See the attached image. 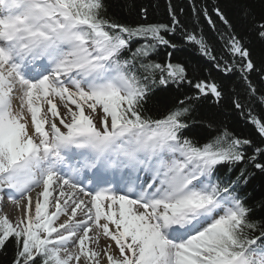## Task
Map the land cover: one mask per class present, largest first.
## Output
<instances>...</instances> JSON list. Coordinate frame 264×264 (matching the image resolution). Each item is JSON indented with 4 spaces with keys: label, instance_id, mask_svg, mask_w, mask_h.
<instances>
[{
    "label": "snow or ice",
    "instance_id": "1",
    "mask_svg": "<svg viewBox=\"0 0 264 264\" xmlns=\"http://www.w3.org/2000/svg\"><path fill=\"white\" fill-rule=\"evenodd\" d=\"M214 11L228 29L223 64L171 7V24L132 26L108 18L105 0H0V200L17 212L15 223L0 214V250L14 242L12 264H264V224L238 193L244 169L227 183L217 176L220 165L264 172V163L227 129L203 144L185 135L195 103H218L221 88L151 60L183 33L255 95L249 74L264 78V69ZM257 28L264 40V22ZM169 85L197 93L148 115L154 88ZM249 115L264 137V122Z\"/></svg>",
    "mask_w": 264,
    "mask_h": 264
},
{
    "label": "trees",
    "instance_id": "2",
    "mask_svg": "<svg viewBox=\"0 0 264 264\" xmlns=\"http://www.w3.org/2000/svg\"><path fill=\"white\" fill-rule=\"evenodd\" d=\"M107 17L121 24L135 26L139 23H166L171 24L169 7L179 19L183 29L197 36H203L210 44L213 54L222 64L230 61L231 57L224 47L221 34L228 31L216 16L214 9L220 8L232 25L234 33L243 40L245 47L250 52V57L256 68L264 69V40L258 35L257 25L264 22V0H105ZM142 9H147V20L143 19ZM195 9V11H193ZM207 9L216 30L209 25L204 16ZM168 39L177 44L176 49L159 48L151 56L156 63H180L187 70L188 77L193 83L201 80L208 83H217L223 93V98L217 103L211 96L201 97L195 103L191 113L190 129L185 135L190 139L206 143L218 131L227 129L234 136L248 139L251 144L247 146V155H256V160L264 163V137L256 125L251 122V116L264 122V78L260 71L249 74L251 84L256 93L252 95L247 83L241 78L239 72L225 75L215 67V62L201 55L198 47L185 41L183 33L169 35ZM141 41L133 39L130 47L135 50ZM171 53V56L168 54ZM127 55V53H126ZM197 93L194 87L184 85L176 88L169 85L167 89L162 86L154 88L145 105L148 115L159 116L167 110L178 105L179 100L185 96ZM239 102L244 107L237 108ZM211 134V135H210ZM260 148L261 153H255ZM218 178L227 183L234 181L244 169L246 183H240L238 193L245 203L253 210L252 216L256 223L264 224V172L253 166L252 162L237 164L229 168L220 165ZM15 244L12 240L6 242V248L0 250V264H12Z\"/></svg>",
    "mask_w": 264,
    "mask_h": 264
},
{
    "label": "bare ground",
    "instance_id": "3",
    "mask_svg": "<svg viewBox=\"0 0 264 264\" xmlns=\"http://www.w3.org/2000/svg\"><path fill=\"white\" fill-rule=\"evenodd\" d=\"M63 219V218H62ZM101 244L103 245V240L101 241Z\"/></svg>",
    "mask_w": 264,
    "mask_h": 264
},
{
    "label": "rangeland",
    "instance_id": "4",
    "mask_svg": "<svg viewBox=\"0 0 264 264\" xmlns=\"http://www.w3.org/2000/svg\"><path fill=\"white\" fill-rule=\"evenodd\" d=\"M15 223V222H14Z\"/></svg>",
    "mask_w": 264,
    "mask_h": 264
}]
</instances>
